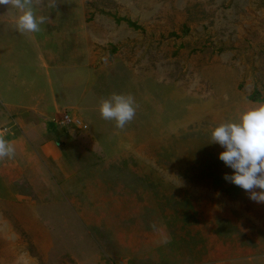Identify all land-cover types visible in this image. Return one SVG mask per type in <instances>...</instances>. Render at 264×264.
I'll list each match as a JSON object with an SVG mask.
<instances>
[{"label":"rangeland","instance_id":"rangeland-1","mask_svg":"<svg viewBox=\"0 0 264 264\" xmlns=\"http://www.w3.org/2000/svg\"><path fill=\"white\" fill-rule=\"evenodd\" d=\"M55 4L37 5L49 20L30 35L0 6V59L13 46L8 69L30 78L2 82L57 109L37 131L58 123L52 149L25 153L35 117L0 104V132L17 139L0 161V264H264V203L223 179L233 170L210 143L264 103V0ZM113 93L135 99L122 130L98 113Z\"/></svg>","mask_w":264,"mask_h":264},{"label":"clouds","instance_id":"clouds-1","mask_svg":"<svg viewBox=\"0 0 264 264\" xmlns=\"http://www.w3.org/2000/svg\"><path fill=\"white\" fill-rule=\"evenodd\" d=\"M44 0H0V6L13 12L15 30L22 35L41 31L49 17L35 14V6ZM49 7H56L55 0H48ZM100 118L114 122L117 129H124L136 115L132 95L113 93L98 105ZM210 143L224 149L218 159L230 168L231 175L223 179L248 193L250 200L264 203V103L243 111L233 122L221 123L210 133ZM15 157V148L0 132V161Z\"/></svg>","mask_w":264,"mask_h":264},{"label":"crops","instance_id":"crops-1","mask_svg":"<svg viewBox=\"0 0 264 264\" xmlns=\"http://www.w3.org/2000/svg\"><path fill=\"white\" fill-rule=\"evenodd\" d=\"M49 13V12H48ZM46 13V15L48 14ZM47 31V28H46ZM47 37H45L44 39H46ZM9 48V55L8 57H5V61H2L0 59V62L3 63V70L5 71H1L0 73V88L2 87H6L8 89V91L4 94L2 93V97L0 96V104L2 103V100H4L6 103V105H10L13 107V111L15 112H7L6 114L8 116H10L11 119L12 115H9L8 113H12V114H17V112H25L27 111L29 115H32L33 117H35V119H33L32 123L29 124V126L25 127L24 129V134H23V140L24 142H21L22 147L24 148L25 153H32L33 151L35 152V149H38L40 151V153L42 152V154H45L46 151H48L51 147L50 144H53L54 141L48 140V138L50 139V137L52 136V127L56 126L58 123H50L49 120H46L45 118L49 116V113L51 115H54L57 111V109L55 107H52L51 102L47 103L44 102L42 100V94L40 93H35L34 88L32 86L31 91H24L21 93H17L18 96H15V92H13L14 90L11 87H8L7 83L2 82V74L5 72L6 74H9L10 76H15L16 78L21 77L19 76L20 72L22 71V69L20 70H9V66L11 65V63L9 61L14 60L12 57V48L13 46H7V49ZM21 54H18V57H16L15 59H19L21 60V58L19 57ZM31 62V61H30ZM31 63H35V62H31ZM14 66L17 64V60H14V62L12 63ZM37 65V64H34ZM50 72V67L49 66H45V72ZM8 76V75H7ZM4 78V77H3ZM29 80L30 78L26 79L24 78V75H22V77L20 78L19 82L21 84V86H25L26 85V81ZM48 81V86L51 83V81L49 79H47ZM5 86H4V85ZM27 93H31V95L27 96ZM35 96V97H33ZM27 97H29L27 99ZM1 98H5V99H1ZM14 101L15 103L11 102ZM39 105L41 106V109L39 110L38 107ZM1 107H3L2 105H0ZM5 110V108H3ZM7 111V110H6ZM5 113V112H3ZM39 114H42V116H44V120L43 122V128H42V132L41 131H37L36 128L34 126V124H39V121H41V117ZM24 122V119H23ZM41 125V124H40ZM29 127H31L32 129H30ZM35 127V128H34ZM29 128V131H27ZM34 131V132H31ZM36 133L35 134V138L34 136H31V133ZM40 138V143L36 142V140ZM10 142L15 145L17 142V139L15 137V134L11 133V136H9ZM19 145V144H18ZM15 148V147H14ZM52 149V148H51ZM39 167H35L34 169H37ZM40 169V168H39Z\"/></svg>","mask_w":264,"mask_h":264},{"label":"built area","instance_id":"built-area-1","mask_svg":"<svg viewBox=\"0 0 264 264\" xmlns=\"http://www.w3.org/2000/svg\"><path fill=\"white\" fill-rule=\"evenodd\" d=\"M61 123L64 125H74L76 127L80 126V121L76 118H71L68 114H64L60 119Z\"/></svg>","mask_w":264,"mask_h":264},{"label":"trees","instance_id":"trees-1","mask_svg":"<svg viewBox=\"0 0 264 264\" xmlns=\"http://www.w3.org/2000/svg\"><path fill=\"white\" fill-rule=\"evenodd\" d=\"M45 10H47V8H46ZM45 10H44V11H45ZM35 11H40L38 6H36V7H35ZM46 13H48V12H42V15H44V16H45V15H46ZM47 15H48V14H47ZM46 17H47V16H46ZM253 100H254V101H256V100L258 101V99H257V98H254ZM262 102H264V98H263ZM64 147H65V146H64Z\"/></svg>","mask_w":264,"mask_h":264}]
</instances>
